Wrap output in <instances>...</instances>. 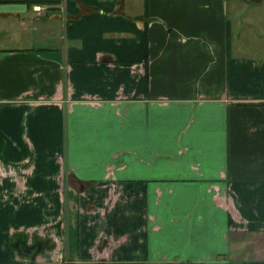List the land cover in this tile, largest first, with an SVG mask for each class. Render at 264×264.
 Returning a JSON list of instances; mask_svg holds the SVG:
<instances>
[{
	"label": "crops",
	"instance_id": "0c3cea01",
	"mask_svg": "<svg viewBox=\"0 0 264 264\" xmlns=\"http://www.w3.org/2000/svg\"><path fill=\"white\" fill-rule=\"evenodd\" d=\"M263 3L0 0V264H264Z\"/></svg>",
	"mask_w": 264,
	"mask_h": 264
},
{
	"label": "rangeland",
	"instance_id": "374dc122",
	"mask_svg": "<svg viewBox=\"0 0 264 264\" xmlns=\"http://www.w3.org/2000/svg\"><path fill=\"white\" fill-rule=\"evenodd\" d=\"M246 11V10H245ZM251 12H255L256 19L249 20V12H245L246 17L244 21L247 23V25H250L251 30L253 32H256L259 34V37H252L253 35L246 36L243 38L241 43H244V50L246 54H249V56H252L254 58L258 57L259 55L264 54V3L257 6L256 9L250 10ZM230 18H232L231 12L229 13ZM232 20V19H231ZM233 22V21H232ZM236 31H234L235 34ZM227 235V234H226ZM239 237H244L245 235L239 232ZM264 240V239H263Z\"/></svg>",
	"mask_w": 264,
	"mask_h": 264
},
{
	"label": "built area",
	"instance_id": "2783aa9c",
	"mask_svg": "<svg viewBox=\"0 0 264 264\" xmlns=\"http://www.w3.org/2000/svg\"><path fill=\"white\" fill-rule=\"evenodd\" d=\"M31 9L35 14H42L44 12V8L41 5H34Z\"/></svg>",
	"mask_w": 264,
	"mask_h": 264
}]
</instances>
